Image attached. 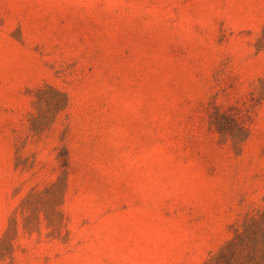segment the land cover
Here are the masks:
<instances>
[{"label":"rangeland","instance_id":"obj_1","mask_svg":"<svg viewBox=\"0 0 264 264\" xmlns=\"http://www.w3.org/2000/svg\"><path fill=\"white\" fill-rule=\"evenodd\" d=\"M263 210L264 0H0V264H203Z\"/></svg>","mask_w":264,"mask_h":264},{"label":"trees","instance_id":"obj_2","mask_svg":"<svg viewBox=\"0 0 264 264\" xmlns=\"http://www.w3.org/2000/svg\"><path fill=\"white\" fill-rule=\"evenodd\" d=\"M221 114L212 123L221 127ZM203 264H264V210L242 223V231L226 241L219 251Z\"/></svg>","mask_w":264,"mask_h":264}]
</instances>
